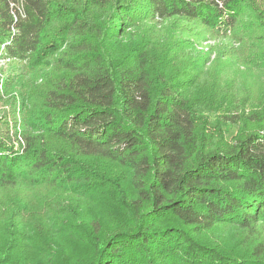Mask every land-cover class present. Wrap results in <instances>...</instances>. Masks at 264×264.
Listing matches in <instances>:
<instances>
[{
    "label": "trees",
    "instance_id": "16d2710c",
    "mask_svg": "<svg viewBox=\"0 0 264 264\" xmlns=\"http://www.w3.org/2000/svg\"><path fill=\"white\" fill-rule=\"evenodd\" d=\"M254 1L0 0V59L43 79L22 142L0 121V264H264V120L215 142L192 98L197 68L174 40L139 34L171 19L226 33L245 3L264 26ZM68 192L103 196L120 218L75 209L67 231L92 257L65 246L50 262L39 217Z\"/></svg>",
    "mask_w": 264,
    "mask_h": 264
},
{
    "label": "rangeland",
    "instance_id": "374dc122",
    "mask_svg": "<svg viewBox=\"0 0 264 264\" xmlns=\"http://www.w3.org/2000/svg\"><path fill=\"white\" fill-rule=\"evenodd\" d=\"M245 4L235 29L226 33H214L201 23L181 19L167 20L139 32L154 42L174 40L178 44L177 59L189 60V65L197 68L196 72L191 71L195 76L190 87L192 98H200L207 131L217 134L215 142L224 140L225 144L235 142L242 132L264 120V26L262 18ZM254 5L264 11L261 0H255ZM40 76V70L32 68L27 60L0 59V121L11 133L17 132L21 142L29 108L27 96L34 86L43 85ZM255 112L259 116L253 119ZM75 209L89 221L103 219L106 227L120 218L117 205L103 196L81 197L71 192L55 195L48 212L43 211L45 215L39 217L40 229L51 239L50 262L65 246L71 256L92 257L93 249L73 230L67 231L70 218L77 216ZM28 225V230L34 229L36 220Z\"/></svg>",
    "mask_w": 264,
    "mask_h": 264
}]
</instances>
